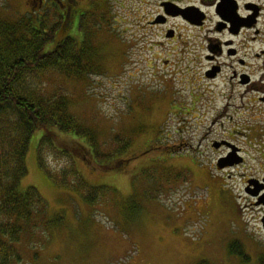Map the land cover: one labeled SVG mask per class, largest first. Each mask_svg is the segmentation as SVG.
<instances>
[{
    "label": "rangeland",
    "instance_id": "1",
    "mask_svg": "<svg viewBox=\"0 0 264 264\" xmlns=\"http://www.w3.org/2000/svg\"><path fill=\"white\" fill-rule=\"evenodd\" d=\"M92 1L96 8L83 9L93 11L91 25H73L64 34L81 44L88 31L80 48L89 51L92 69L100 67L101 74L66 78L52 72L47 89L68 96L70 113L96 133L100 150L112 159L99 162L73 134L48 132L53 147L67 154L46 144V170L55 176L74 166L95 188L90 193L97 199L89 203L82 190L57 184L40 167L38 145L46 133L33 134L20 190H39L51 223L47 231L23 235L20 264H264V236L257 228L260 235L251 237L255 216L247 228L242 211L222 202L221 177L227 174L217 164L224 150L213 147L228 139L224 133L256 126L247 101L219 118L227 100L215 90L210 99V89L190 85L192 65L170 51L174 45L157 46L151 22L158 0ZM27 13L35 12L25 1L0 0L2 19ZM39 13L50 16V25L57 23L51 11ZM121 161V168H105ZM239 173L230 172L236 196L243 189ZM234 242L245 246L230 248Z\"/></svg>",
    "mask_w": 264,
    "mask_h": 264
},
{
    "label": "trees",
    "instance_id": "2",
    "mask_svg": "<svg viewBox=\"0 0 264 264\" xmlns=\"http://www.w3.org/2000/svg\"><path fill=\"white\" fill-rule=\"evenodd\" d=\"M92 13L83 16L82 30L94 20ZM52 16L57 18L55 12ZM100 16L103 18V14ZM49 17L35 12L14 20L0 18V264H20L22 256L18 245L23 235L31 231L34 236L35 231L45 228L47 231L51 223L48 204L39 190L35 187L20 190L21 181L29 172L27 157L37 130L46 133L38 145L39 165L45 170L43 148L46 144L53 147L48 133L52 129L83 139L82 147L90 150V155L99 162L112 159L100 150L96 133L70 113L68 96L63 91L52 94L47 89V77L52 72L66 78L101 74L100 67L92 69L89 51L80 48L82 43L85 46L88 42V39L84 41V33L87 38L88 31L83 32L79 44L76 38L64 34L68 28H62V24L50 25ZM59 31L64 38L47 51V47L56 42ZM53 150L60 156L67 154L56 147ZM122 163L105 168H121ZM47 172L57 184L82 190L86 201H96L97 197L90 193L95 188L88 185L74 166L55 176Z\"/></svg>",
    "mask_w": 264,
    "mask_h": 264
},
{
    "label": "flooded vegetation",
    "instance_id": "3",
    "mask_svg": "<svg viewBox=\"0 0 264 264\" xmlns=\"http://www.w3.org/2000/svg\"><path fill=\"white\" fill-rule=\"evenodd\" d=\"M22 1L31 12H55L57 23L64 29L73 25L81 28L83 9L96 8L92 0ZM156 6L151 26L160 39L157 46L174 45L170 51L192 65L187 73L190 85L210 89V99L215 90L227 100L219 118L226 119L230 111L244 107L245 101L256 117L252 130L224 133L228 139L213 143V147L224 150L217 164L227 174L221 177L222 202L242 211L241 220L247 228L248 219L254 215L258 226L252 225L256 229L251 237H257L258 229L264 236V0H158ZM180 10L186 11L187 18ZM249 167L256 169L253 174ZM234 169L237 173L248 171L239 173L243 189L238 196L229 185L235 181L230 174ZM233 246L245 245L234 242L230 248Z\"/></svg>",
    "mask_w": 264,
    "mask_h": 264
},
{
    "label": "water",
    "instance_id": "4",
    "mask_svg": "<svg viewBox=\"0 0 264 264\" xmlns=\"http://www.w3.org/2000/svg\"><path fill=\"white\" fill-rule=\"evenodd\" d=\"M179 12H180V14H183L185 18H187L186 11H184V10H180ZM172 13H173V12H172ZM175 15H178V14H175ZM215 146H216V147H219V144H217V145H215Z\"/></svg>",
    "mask_w": 264,
    "mask_h": 264
}]
</instances>
